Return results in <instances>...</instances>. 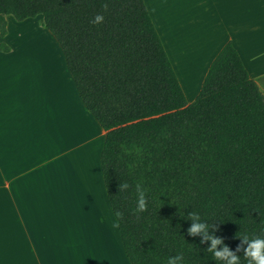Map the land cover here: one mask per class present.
<instances>
[{
  "label": "trees",
  "instance_id": "obj_1",
  "mask_svg": "<svg viewBox=\"0 0 264 264\" xmlns=\"http://www.w3.org/2000/svg\"><path fill=\"white\" fill-rule=\"evenodd\" d=\"M8 14L40 16L106 130L102 171L131 263L166 264L180 252L184 264H227L209 250L214 236L246 264L247 239L264 236V92L233 42L188 103L145 0H0L2 36ZM193 222L206 230L190 234Z\"/></svg>",
  "mask_w": 264,
  "mask_h": 264
},
{
  "label": "crops",
  "instance_id": "obj_2",
  "mask_svg": "<svg viewBox=\"0 0 264 264\" xmlns=\"http://www.w3.org/2000/svg\"><path fill=\"white\" fill-rule=\"evenodd\" d=\"M145 3L188 103L228 40L256 81L264 74L248 66L264 0ZM6 19L8 32L0 35L10 47L0 49V264H132L102 171L106 130L86 107L61 48L59 80L37 72L27 79L25 66L12 59L9 30L33 19Z\"/></svg>",
  "mask_w": 264,
  "mask_h": 264
},
{
  "label": "rangeland",
  "instance_id": "obj_3",
  "mask_svg": "<svg viewBox=\"0 0 264 264\" xmlns=\"http://www.w3.org/2000/svg\"><path fill=\"white\" fill-rule=\"evenodd\" d=\"M263 5L259 4L260 29L258 30L257 39H253L248 50V66L253 69L260 68L264 70V18L262 17ZM29 22L18 26H12L9 30V44L13 49L12 59L25 66V76L29 81L37 72L38 75L48 78V80H59L57 64L60 63L58 41L53 38L52 32L45 27L40 16L32 18ZM262 26V27H261ZM24 28H29L23 30ZM43 30V31H42ZM45 44L44 58L37 51L36 45ZM58 48V49H57ZM62 50V48H61ZM58 51V52H57ZM38 64V66L36 65ZM41 65V66H39ZM37 67V68H36ZM263 67V69H262ZM254 70V69H253ZM36 75V74H35ZM264 92V74L257 80Z\"/></svg>",
  "mask_w": 264,
  "mask_h": 264
},
{
  "label": "clouds",
  "instance_id": "obj_4",
  "mask_svg": "<svg viewBox=\"0 0 264 264\" xmlns=\"http://www.w3.org/2000/svg\"><path fill=\"white\" fill-rule=\"evenodd\" d=\"M103 16L101 14H96L94 20L90 21L92 23L101 21ZM120 187L122 189H127L129 187L127 182L121 183ZM136 210L141 211L146 207V197L145 189L141 186V182H136ZM194 219L197 215L195 212L189 213ZM207 225L203 222H193L188 228L190 234H195L201 230H206ZM208 239L211 241L209 250L212 251L213 256L221 260L227 257V264H234V262L239 261V257L234 255L229 249L225 246L221 249H217L216 245L220 243L218 238L214 236H209ZM247 239V238H246ZM245 255L248 257L246 264H264V236H253L251 239H247V244L245 247ZM166 264H184L183 254L177 252L175 255H170L166 258Z\"/></svg>",
  "mask_w": 264,
  "mask_h": 264
},
{
  "label": "bare ground",
  "instance_id": "obj_5",
  "mask_svg": "<svg viewBox=\"0 0 264 264\" xmlns=\"http://www.w3.org/2000/svg\"><path fill=\"white\" fill-rule=\"evenodd\" d=\"M26 29H29V28H24L23 30H26ZM26 32H27V30H26ZM35 47H36L37 51H39V53H37V55L40 54L42 56V58H44L45 44L42 43L40 45H36Z\"/></svg>",
  "mask_w": 264,
  "mask_h": 264
}]
</instances>
